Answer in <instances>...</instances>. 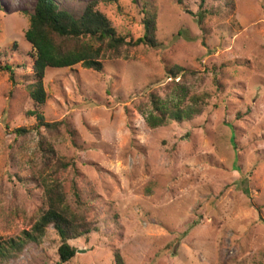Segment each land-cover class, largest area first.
<instances>
[{"label": "rangeland", "instance_id": "rangeland-1", "mask_svg": "<svg viewBox=\"0 0 264 264\" xmlns=\"http://www.w3.org/2000/svg\"><path fill=\"white\" fill-rule=\"evenodd\" d=\"M58 1L73 14L95 1L133 38L148 6L159 44L123 46L101 71L47 67L38 112L58 124L40 126L24 37L34 0H0V66L14 73L0 68V239L30 229L57 180L90 224L61 264H114V252L125 264H264V0ZM179 82L202 110L150 127V96L173 111ZM57 159L68 165L54 174ZM58 245L49 226L7 264H56Z\"/></svg>", "mask_w": 264, "mask_h": 264}, {"label": "trees", "instance_id": "trees-1", "mask_svg": "<svg viewBox=\"0 0 264 264\" xmlns=\"http://www.w3.org/2000/svg\"><path fill=\"white\" fill-rule=\"evenodd\" d=\"M178 3L184 6L182 0H178ZM95 7V1H91L84 5L79 14H73L58 0H34L24 37L34 50L32 75L27 84V94L34 104L33 114L36 115L40 126L54 128L58 124L46 122L38 112L39 106L46 101L43 77L47 67L66 68L81 64L87 69L101 71L103 58L105 56L119 57L123 46L145 44L156 47L159 44L155 39L156 13L148 6L142 8L144 30L137 38L117 32L110 19ZM0 68L9 72L10 78L14 76L12 68L6 63ZM184 71L179 66L168 69L172 78L178 77L182 72L185 73ZM172 94L176 106L173 111H168L165 104L153 95L150 96L152 106L145 115L146 123L150 127L163 125L170 118L191 119L202 110L198 97L189 98L187 87L182 83H176ZM188 98L189 105L182 108L181 106ZM13 132L24 135L28 130L17 127L13 129ZM49 151H51L50 148ZM67 165V162L57 159L53 173L66 168ZM73 195L76 205L81 207L82 201L75 188H73ZM44 197L46 205L30 229L22 230L19 236L0 239V264H7L9 260L19 257L27 244L39 242L45 236L49 226L54 228L59 237L56 264L66 262L74 256L76 248L70 244V240L87 234L90 230L89 222L79 212L73 211L64 203L61 185L57 180L45 184ZM114 264H125L118 252H114Z\"/></svg>", "mask_w": 264, "mask_h": 264}]
</instances>
